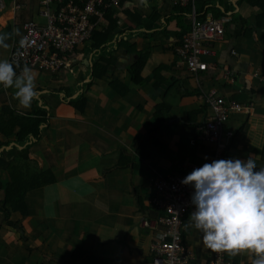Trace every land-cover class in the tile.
<instances>
[{
  "label": "crops",
  "instance_id": "0c3cea01",
  "mask_svg": "<svg viewBox=\"0 0 264 264\" xmlns=\"http://www.w3.org/2000/svg\"><path fill=\"white\" fill-rule=\"evenodd\" d=\"M208 1L226 22L223 39L211 44L213 54L204 58L209 70L200 74V86L252 105L250 112L227 118L222 141L224 159L251 156L258 171L264 167V0ZM15 4L20 9L15 11ZM38 5V0H2L0 37L7 47L0 45V60L16 50L26 22L44 23ZM173 11L160 0H122L113 10L117 27L106 48L89 51L90 42L78 47L58 73L31 69L36 96L28 109L19 107L14 89L0 85L1 123L36 113L45 122L34 142L18 143L17 127L7 137L0 134V201L10 183L8 167L25 147L28 163L17 161L18 168L28 177L48 172L54 178L25 194L24 216L0 213V264L149 262L154 235L141 223L158 216L149 205L153 183L183 179L188 174L182 165L201 167L213 154V147L196 139L206 113L196 80L178 65L174 47L187 22L183 16L179 27ZM107 24L105 19L99 30ZM121 39L127 43L117 47ZM142 56L143 82L135 85L129 68ZM101 57L110 63L95 78L93 65L103 64ZM23 68L14 64L17 74ZM225 69L232 71L233 83L222 79ZM111 82L127 90L118 92ZM188 217L181 230L185 251L191 264H208L211 251L201 232L185 229ZM224 254L230 264H254L261 256L251 250Z\"/></svg>",
  "mask_w": 264,
  "mask_h": 264
},
{
  "label": "built area",
  "instance_id": "2783aa9c",
  "mask_svg": "<svg viewBox=\"0 0 264 264\" xmlns=\"http://www.w3.org/2000/svg\"><path fill=\"white\" fill-rule=\"evenodd\" d=\"M122 0H38V14L44 20L41 25L34 21L24 24V36L17 48L10 54L13 65H23L30 69L58 73L66 66L67 60L75 50L89 43L93 33L100 29L105 14L120 7ZM172 8H185L184 17L187 30L183 31L174 47L178 65L196 80L205 115L196 127V139L213 147L209 161L224 159L227 148L222 141L224 123L231 114L252 109V105L242 106L231 98L219 94L215 88L203 90L200 86V74H205L208 64L204 58L212 56L211 44L221 41L224 35L226 18L203 12L197 18L195 4L198 0H160ZM2 0H0V9ZM20 9L18 4L14 10ZM24 41L21 44V41ZM225 82L233 83L234 75L230 70L221 72ZM256 76H258L256 74ZM228 136L227 138H229ZM226 138V139H227ZM228 140V139H227ZM196 165H182V169L191 173ZM180 178L159 179L153 183L154 197L149 201L158 216L144 220L141 227L154 235L150 246L151 259L145 264H191L192 259L186 253L182 238V221L195 210L191 203L194 192L192 186L181 183ZM208 264H230L224 252L211 251Z\"/></svg>",
  "mask_w": 264,
  "mask_h": 264
},
{
  "label": "clouds",
  "instance_id": "9594fccd",
  "mask_svg": "<svg viewBox=\"0 0 264 264\" xmlns=\"http://www.w3.org/2000/svg\"><path fill=\"white\" fill-rule=\"evenodd\" d=\"M4 38L0 37V45ZM24 41H21L23 44ZM0 85L14 89L20 108L28 109L36 96L35 77L25 66L19 74L13 63L0 60ZM255 160L221 159L205 163L181 183L192 186L191 212L185 229L202 233L203 246L216 253L236 255L243 250L261 254L254 264H264V167Z\"/></svg>",
  "mask_w": 264,
  "mask_h": 264
},
{
  "label": "trees",
  "instance_id": "16d2710c",
  "mask_svg": "<svg viewBox=\"0 0 264 264\" xmlns=\"http://www.w3.org/2000/svg\"><path fill=\"white\" fill-rule=\"evenodd\" d=\"M253 4H257L258 0H247ZM197 18H201L203 15V12L210 11L214 15L215 13L218 14L219 12L214 8L212 5H209L208 0H198L195 4ZM174 13V19L177 20V24L179 27L181 26L179 21L182 19L184 14L186 13L185 8H179L174 7L173 8ZM105 19L107 21V27L103 30H96L92 38L90 40V46L88 47V50H99L104 49L109 45L110 39L109 34L117 27V20L113 18V10L108 11L105 14ZM240 21V20H237ZM241 25L244 24V21L240 22ZM240 25V26H241ZM240 29V28H239ZM238 29V30H239ZM184 30H187V27H184ZM237 33H241L240 31H237ZM116 43V42H115ZM127 43L125 40L121 39L119 43H116V46H121ZM107 56V55H106ZM108 57V56H107ZM107 57H101L103 61L98 63L96 62L93 65V77L100 78L102 77L107 70V67L110 63V58ZM144 56L141 58H137L135 64H133L129 68V74L131 76V80L133 84L138 85L141 82H143V79L140 77L141 69L144 66ZM17 72V70H16ZM111 87L118 92H125L127 89L123 86L118 85L115 82H111ZM84 99H81V104H83ZM7 113V111H6ZM44 119L43 115L41 113H36L33 117H20L15 120H7L5 122H0V134L4 137H7L11 134H13L14 129L17 127L18 132L16 134L17 142L22 143L26 140V138H29L30 141H36L40 134V126L44 125ZM1 147V144H0ZM27 152L28 148L25 147L21 151L18 152L16 156V162L18 161L20 164L24 165L27 164L28 158H27ZM16 162L13 165H9L8 172L10 177V183L7 185L6 189L4 190V196L3 199L0 201V213L3 214L5 218L8 217V211L10 212H17L21 214V216L25 215L26 208L23 202L24 196L27 192L31 190H36L40 187L51 185L54 183V178L50 173L44 172L40 173L38 172L35 176H27L26 172L19 169L16 165ZM20 171H23L20 173ZM26 176V179H23L22 176ZM1 189V186H0Z\"/></svg>",
  "mask_w": 264,
  "mask_h": 264
}]
</instances>
